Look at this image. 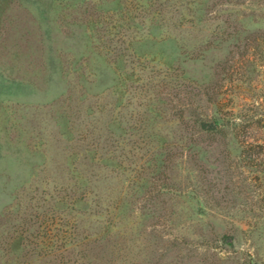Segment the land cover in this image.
<instances>
[{"label": "rangeland", "instance_id": "374dc122", "mask_svg": "<svg viewBox=\"0 0 264 264\" xmlns=\"http://www.w3.org/2000/svg\"><path fill=\"white\" fill-rule=\"evenodd\" d=\"M199 92L264 114V0H0V264H264V152L196 146Z\"/></svg>", "mask_w": 264, "mask_h": 264}, {"label": "trees", "instance_id": "16d2710c", "mask_svg": "<svg viewBox=\"0 0 264 264\" xmlns=\"http://www.w3.org/2000/svg\"><path fill=\"white\" fill-rule=\"evenodd\" d=\"M254 39L256 40V38ZM207 95L206 92H199L190 97L192 123L195 127L192 139L194 144L209 147L213 144L218 145L220 140L225 143L233 141L238 147H241L238 159L246 166H253L256 158L253 157L252 152L256 148H258L257 152H264V139L262 143H258L256 140H251L250 137L255 126L264 128V114H260L258 117L247 113L234 114L231 112L233 110L222 108L219 100H211L206 97ZM204 101L207 104L205 109L199 104Z\"/></svg>", "mask_w": 264, "mask_h": 264}]
</instances>
